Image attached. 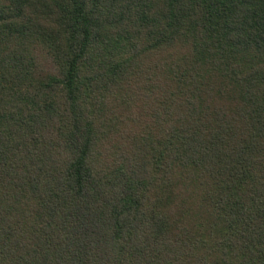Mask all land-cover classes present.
Instances as JSON below:
<instances>
[{
    "label": "trees",
    "instance_id": "trees-1",
    "mask_svg": "<svg viewBox=\"0 0 264 264\" xmlns=\"http://www.w3.org/2000/svg\"><path fill=\"white\" fill-rule=\"evenodd\" d=\"M0 264H264V0H0Z\"/></svg>",
    "mask_w": 264,
    "mask_h": 264
}]
</instances>
